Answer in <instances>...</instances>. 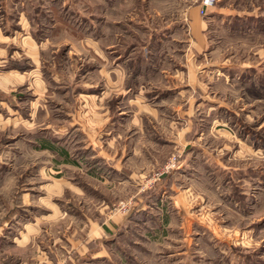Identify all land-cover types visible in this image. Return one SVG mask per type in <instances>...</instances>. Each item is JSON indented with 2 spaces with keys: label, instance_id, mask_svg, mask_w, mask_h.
<instances>
[{
  "label": "rangeland",
  "instance_id": "rangeland-1",
  "mask_svg": "<svg viewBox=\"0 0 264 264\" xmlns=\"http://www.w3.org/2000/svg\"><path fill=\"white\" fill-rule=\"evenodd\" d=\"M203 1L0 0L6 264H264V0Z\"/></svg>",
  "mask_w": 264,
  "mask_h": 264
},
{
  "label": "crops",
  "instance_id": "crops-1",
  "mask_svg": "<svg viewBox=\"0 0 264 264\" xmlns=\"http://www.w3.org/2000/svg\"><path fill=\"white\" fill-rule=\"evenodd\" d=\"M197 6L196 5H190V7H189V9L186 11L187 13H188V19H189V24H188V27H189V38L192 40V42L194 43V47L198 50V51H201V49H203V48H205L206 46H207V39H206V37H203L202 36V32H201V30H202V28H204L203 26H202V23L200 22V19L198 18V14H197V8H196ZM199 7V6H198ZM201 47V48H200ZM126 60H128V61H131V60H129L130 58H125ZM147 64H142V65H140V64H135V61L133 60V63H131L130 64V62H128L127 64H125L126 65V67H125V72H126V77H125V84H124V86H125V88L126 89H130V88H132L133 86H135V83L137 82V79H138V77L141 75V74H143V72L148 68L147 66H148V62H146ZM16 68L17 67H12L11 69H12V71H17L16 70ZM19 76H21L22 77V75L20 74ZM45 91V90H44ZM169 93H170V91H168ZM168 92H167V94H168ZM166 94V95H167ZM165 95V96H166ZM162 96H164V95H162ZM109 105V104H108ZM15 112V111H14ZM32 112H33V108H32ZM15 114V113H14ZM30 114H35V112H33V113H31L30 112ZM108 115V113L106 112V113H104V114H101L100 116H104V122L105 121H107L106 120V118L108 117L107 116ZM116 119V118H115ZM114 119V115H111L110 114V120H112V124H110V122H109V130L111 129V128H113V125H114V123H115V121L117 120H115ZM134 118H132V120H133ZM34 121H35V119H34ZM101 121V120H100ZM67 123L68 124H64V127H63V124H62V126H61V130H59L62 134L64 133V132H66L67 130H69V121H67ZM99 131H100V128H99ZM56 133V132H55ZM109 133H110V131H109ZM54 135H57L58 136V133H56V134H54ZM53 135V136H54ZM58 137H60V136H58ZM91 142V141H90ZM89 142V143H90ZM97 142V141H96ZM95 142V143H96ZM95 143H94V146H95ZM42 146V148H44V149H49L51 152H59V153H61V154H64L65 156H64V158L67 156V154H68V150H66L64 147H59L57 144H55L54 142H53V140H51V141H49L48 140V142H43L42 144H41ZM97 153H101L99 150H97V149H93V155H94V157L96 158V157H98L97 156ZM96 155V156H95ZM102 156H100V158H96L97 159V161H99V160H101L102 158H101ZM106 160V159H105ZM96 162V160H94V163ZM96 165V164H95ZM116 165V164H115ZM116 169H121V167L120 166H118V165H116ZM99 168V167H98ZM11 219V216L10 217H8L7 219H6V221H4V222H2L1 224H0V230H2L4 227H5V225L8 223V221ZM8 220V221H7ZM30 223V224H29ZM28 224H29V228H38V225L36 226V224H35V222H29ZM115 223V224H114ZM27 223H26V225L24 224V226H27L28 225ZM32 224V225H31ZM119 224H121L122 225V223L120 222V223H118V222H113V223H111V224H108V225H106V227L107 228H105V229H102V231H101V227H99V226H96V229L91 233L92 235L90 236V238H88L87 239V242H90V241H93V243L94 244H97V240L98 239H102V240H105V241H107L108 239H106L107 237H109L110 235H112V234H114L115 233V231L117 230V227H118V225ZM23 226V231H28V230H26V228ZM92 229H93V227H92ZM103 235H102V234ZM104 234H106V236L104 235ZM1 233H0V237H1ZM105 237V238H103V237ZM19 238H20V236H19ZM85 240V239H84ZM1 242H3V241H1L0 240V243ZM22 244H25V242H21V244L20 245H22ZM99 244V243H98ZM86 247V244L85 245H83V243H81V241L80 242H78L75 246H71L70 248V250H72V252H75V251H77V252H80L83 248H85ZM82 248V249H81ZM85 250H86V248H85ZM86 251H89V250H86ZM69 252H71V251H69ZM81 255H84L83 253H81ZM89 255V254H88ZM81 258L82 259H85V260H94V259H101V258H103V259H105V258H109V256H107V252H105L104 250L102 251V248H100V245L98 246V248H96V249H94L93 251H92V254L90 253V255H89V257H86V255L83 257V256H81ZM70 259H71V257H70ZM39 263H41V262H44L45 264H46V260L43 258V257H41L39 260H37ZM0 264H6V261H5V256L3 257V256H1V253H0ZM14 264H25V262L24 261H18V262H15ZM71 264H74V263H71Z\"/></svg>",
  "mask_w": 264,
  "mask_h": 264
},
{
  "label": "built area",
  "instance_id": "built-area-1",
  "mask_svg": "<svg viewBox=\"0 0 264 264\" xmlns=\"http://www.w3.org/2000/svg\"><path fill=\"white\" fill-rule=\"evenodd\" d=\"M211 1H212V0H204V1H203V4H204V5H209V4L211 3Z\"/></svg>",
  "mask_w": 264,
  "mask_h": 264
}]
</instances>
